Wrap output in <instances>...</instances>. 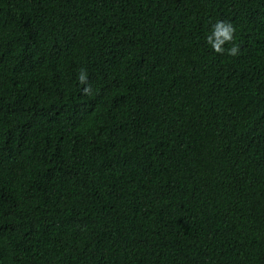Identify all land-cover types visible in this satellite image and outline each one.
Returning <instances> with one entry per match:
<instances>
[{"label":"trees","instance_id":"trees-1","mask_svg":"<svg viewBox=\"0 0 264 264\" xmlns=\"http://www.w3.org/2000/svg\"><path fill=\"white\" fill-rule=\"evenodd\" d=\"M0 264H264V0H0Z\"/></svg>","mask_w":264,"mask_h":264},{"label":"clouds","instance_id":"clouds-1","mask_svg":"<svg viewBox=\"0 0 264 264\" xmlns=\"http://www.w3.org/2000/svg\"><path fill=\"white\" fill-rule=\"evenodd\" d=\"M235 31V27L230 22L217 20L211 25L210 34H206V41L209 43L212 51L217 53L226 51L229 56H236L239 54L238 44L232 43L230 47H224L225 42L233 41ZM79 79L81 82L86 79V74L83 71L80 72Z\"/></svg>","mask_w":264,"mask_h":264}]
</instances>
